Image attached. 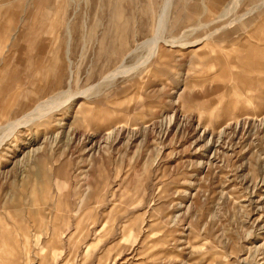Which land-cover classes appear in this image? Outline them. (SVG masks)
I'll return each instance as SVG.
<instances>
[{
  "label": "rangeland",
  "instance_id": "374dc122",
  "mask_svg": "<svg viewBox=\"0 0 264 264\" xmlns=\"http://www.w3.org/2000/svg\"><path fill=\"white\" fill-rule=\"evenodd\" d=\"M255 27L264 0H0V264H264V86L241 118L221 57Z\"/></svg>",
  "mask_w": 264,
  "mask_h": 264
},
{
  "label": "bare ground",
  "instance_id": "6f19581e",
  "mask_svg": "<svg viewBox=\"0 0 264 264\" xmlns=\"http://www.w3.org/2000/svg\"><path fill=\"white\" fill-rule=\"evenodd\" d=\"M167 2H168V0H167ZM168 7H169V4H168ZM164 8H167V7L164 6ZM165 11L167 13V9L163 10L161 15L159 16L158 22L156 24V28L154 30V37L149 39L148 41H145L144 43H142L141 45H139L137 47V50L138 49L139 50H144L145 55L142 56L137 62H135V64L133 65V66H136L135 69L137 67L141 66V65H144V63H146L148 61V59L150 58V56L154 52L155 46L157 45L158 42H160V39H162L161 35H163L165 24H166V16L164 15ZM238 40H239L238 43H237L238 47L236 46L237 44H235V45L231 46V48H227L226 50H223L221 48L222 49V52H221L222 56L221 57H223L224 61H226L228 71H229L230 75L232 76L233 80L235 79V81H237V83H238L237 86H235V85L231 86L230 90H228V91H230L231 94L233 95L234 103L237 106L240 114H243V116H240L242 118V117H248V115H251V111L249 109V106L253 105L258 99L260 100V97H259V94H261V89L260 88H262L264 86V32H263V28L262 27H260V28L259 27L258 28L255 27L253 29H248L243 34V37L239 38ZM162 42H164V41H162ZM240 42H241V44L239 45ZM164 44L165 45H169L167 43H164ZM175 44H177V45H175ZM170 45H171V48H173V49H180V47L182 48L184 46V45H178V43H175V42L170 43ZM134 52H136V51H133L132 53H134ZM197 52H198V49H193L191 51L189 50L188 53H189V55L193 56ZM173 53H175V52H173ZM201 58H202L203 63L208 64L207 63L208 62L207 61L208 60V56L207 55L203 54V56ZM122 67L123 66H121V68H118L115 72L113 71L115 73V75H117L119 73H122V72L124 74L127 73V71H125L127 69L122 68ZM109 76L116 77V76L112 75V73L109 74L108 77ZM110 78H106V81H108V79L111 80ZM106 81L104 79L103 82H106ZM96 87H98V86H94V87H92V88H90L88 90H85L83 92H76V93L71 94L70 96H68V98L70 100H72L74 98H78V97L84 98V97H86L85 95L88 92H91L92 90H95ZM63 96H62V98H65V96L64 97ZM64 102H66V101H64ZM41 103H43V102H41ZM47 103H48V101H47ZM49 105H51V104H49ZM39 106L40 105L37 104V107H39ZM45 106H47V105H45ZM35 109L36 108H34L33 111ZM45 110H48V109H45ZM35 112H36V110H35ZM31 115H34V114H31ZM28 116H30V115H28ZM38 116H40V115H38ZM41 116H43V115H41ZM250 118L248 117L247 119H250ZM35 119H37V117ZM35 119L33 118L32 122ZM24 120L26 121V119H24ZM16 122H15V124L14 123L10 124V126L12 125L15 128L17 127L16 129L14 128L15 130L23 128V126L21 127V125H19L18 123H17L18 125H16ZM7 124H6V126H7ZM20 124H21V122H20ZM1 130H3V132L6 131L5 129H1ZM14 131H13V133H14ZM8 132H10V130ZM1 135H2V132H1ZM9 136H8V138H9ZM11 136H12V134H11ZM1 141L4 142L6 140H1ZM0 145H1V143H0Z\"/></svg>",
  "mask_w": 264,
  "mask_h": 264
}]
</instances>
